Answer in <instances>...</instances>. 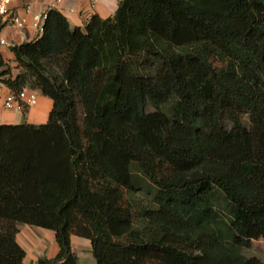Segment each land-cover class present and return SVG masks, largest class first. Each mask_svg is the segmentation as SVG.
Returning a JSON list of instances; mask_svg holds the SVG:
<instances>
[{"label": "trees", "instance_id": "1", "mask_svg": "<svg viewBox=\"0 0 264 264\" xmlns=\"http://www.w3.org/2000/svg\"><path fill=\"white\" fill-rule=\"evenodd\" d=\"M0 56V83L52 99L45 123L0 124V264L18 224L53 232L36 264H264V0H118ZM231 99L213 115L212 91ZM216 125V126H214Z\"/></svg>", "mask_w": 264, "mask_h": 264}, {"label": "crops", "instance_id": "2", "mask_svg": "<svg viewBox=\"0 0 264 264\" xmlns=\"http://www.w3.org/2000/svg\"><path fill=\"white\" fill-rule=\"evenodd\" d=\"M117 3L118 0H96L94 6L91 7L86 0H60L59 2L56 0H11L8 15L0 18V39L6 42L5 44H0V56L5 64L4 67H8L9 73L12 76L18 73L19 69L17 68L11 46L33 40L41 34V30L39 29L41 23L37 15H42L48 9L54 8L59 10L67 18L71 26L83 28L92 15H98L101 18L112 16L117 7ZM12 16L19 17L23 20V23L21 25L14 24L11 19ZM0 85L3 84L0 83ZM51 107L52 99L38 92L37 103L35 105L25 107L21 112H16L8 110L3 106L2 97L0 95V124H16L23 122L31 124L45 123L48 119ZM20 226L30 227V225L27 224H20ZM45 230L52 235V231L48 229ZM16 240L25 250L24 261L26 264H36L40 257L52 258L58 251V245L54 239V244L45 252L46 254H43V252L39 253L35 248V252L31 254L34 257L28 263V248L19 237V228ZM70 241L72 246L77 243L88 244L91 249L90 241L86 238L71 235ZM35 243L38 242L35 241L34 244ZM75 255L77 257V264H95L92 253V258L89 263H81L78 254Z\"/></svg>", "mask_w": 264, "mask_h": 264}, {"label": "rangeland", "instance_id": "3", "mask_svg": "<svg viewBox=\"0 0 264 264\" xmlns=\"http://www.w3.org/2000/svg\"><path fill=\"white\" fill-rule=\"evenodd\" d=\"M38 92V91H37ZM213 96V115L215 117H218L219 111L223 107H231V99L228 96L223 95L221 92L213 90L212 91ZM216 126V125H214ZM25 225V224H23ZM19 228V237L24 243V245L28 248L27 252V261L28 263L34 256L31 254L38 250L39 253L43 252V254H46L45 252L51 248V246L54 244V236L53 232L52 235L47 230L37 227V226H31L25 227L20 226L18 224ZM38 242L35 243L34 242ZM72 250L75 254H78L79 261L81 263H89L91 261V249L88 246V244H75L71 245ZM41 248V250H40ZM43 250V251H42ZM241 253L246 257H256L260 261L264 262V241L263 239H252L250 241L249 247H244L241 249ZM31 255V256H30Z\"/></svg>", "mask_w": 264, "mask_h": 264}, {"label": "built area", "instance_id": "4", "mask_svg": "<svg viewBox=\"0 0 264 264\" xmlns=\"http://www.w3.org/2000/svg\"><path fill=\"white\" fill-rule=\"evenodd\" d=\"M59 2L60 0H56ZM89 2L90 6L93 7L96 0H86ZM11 0H0V18L8 15L9 6ZM46 13V12H45ZM45 13L42 15H37L40 19L41 25L39 29L42 31V24L45 19ZM14 24L21 25L23 20L17 16L11 17ZM6 42L0 39V44H5ZM0 95L2 97L3 106L12 111L21 112L23 108L33 106L37 103L38 92L34 89L23 87L18 91H12L10 88L0 85Z\"/></svg>", "mask_w": 264, "mask_h": 264}]
</instances>
